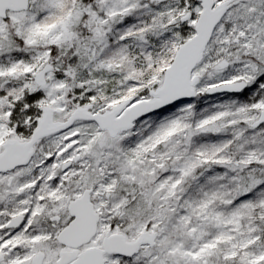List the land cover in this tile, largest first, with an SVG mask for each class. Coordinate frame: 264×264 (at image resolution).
Segmentation results:
<instances>
[{
    "label": "snow or ice",
    "instance_id": "1",
    "mask_svg": "<svg viewBox=\"0 0 264 264\" xmlns=\"http://www.w3.org/2000/svg\"><path fill=\"white\" fill-rule=\"evenodd\" d=\"M0 264H264V0H0Z\"/></svg>",
    "mask_w": 264,
    "mask_h": 264
}]
</instances>
